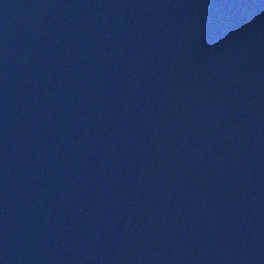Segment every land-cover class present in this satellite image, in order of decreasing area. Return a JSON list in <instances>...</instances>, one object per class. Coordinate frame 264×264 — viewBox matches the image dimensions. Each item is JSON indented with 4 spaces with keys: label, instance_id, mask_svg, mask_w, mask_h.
<instances>
[{
    "label": "water",
    "instance_id": "obj_1",
    "mask_svg": "<svg viewBox=\"0 0 264 264\" xmlns=\"http://www.w3.org/2000/svg\"><path fill=\"white\" fill-rule=\"evenodd\" d=\"M0 264H264V0H0Z\"/></svg>",
    "mask_w": 264,
    "mask_h": 264
}]
</instances>
